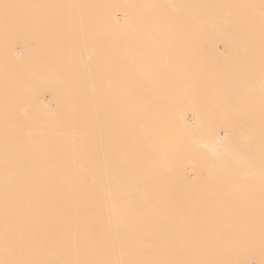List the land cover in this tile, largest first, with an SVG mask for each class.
<instances>
[{
	"label": "rangeland",
	"instance_id": "1",
	"mask_svg": "<svg viewBox=\"0 0 264 264\" xmlns=\"http://www.w3.org/2000/svg\"><path fill=\"white\" fill-rule=\"evenodd\" d=\"M256 4L261 8L258 14L264 15V0ZM121 13L117 12V19L122 18L120 21L124 22ZM41 19L33 15L0 14V24L4 26L0 25V31H7L9 39L24 38L27 30H33L32 25L7 27L11 21L22 24ZM16 45L17 53L28 61L26 53H21L20 45ZM29 61L0 62V96L9 95L10 103L29 93L24 89L29 82L21 81L28 65L38 68L35 78L42 81L39 66L43 62H33L32 57ZM108 63L105 71L90 75L89 110H67L65 114L54 110L48 116L57 120L55 126L42 123L5 129V132L24 136H55L48 145L41 146L44 155L51 158L44 162L45 170L27 168V175L20 180L24 184L6 188L53 196V206H58L53 210L60 219L56 235L47 232L44 235L46 226H42L38 241L22 242L27 251L24 256L55 258L61 264H177L178 257L171 249H150L147 241L153 239L148 226L161 222L165 228L157 229L162 234L155 238L165 241L175 234L167 231L169 223L207 224L215 241L216 226L219 231L225 223H264V180L243 179L241 174L248 172L246 164L239 171H231L237 185L246 182L243 191L235 197L212 193L219 189V184L213 179L214 171L209 169L212 158L207 152L215 149L218 153L224 152L223 158H230L238 154L235 148L245 141L254 146L261 137L264 145V62H149L160 77L157 86L146 81L147 73L139 71L141 62ZM54 67L62 69L73 65L59 62ZM149 73L151 76L152 72ZM32 76L25 75L27 79ZM39 95L48 107L54 106L49 92ZM65 95L68 99L70 93L65 92ZM223 95L228 101L224 104L225 111L219 112ZM142 97L148 99L153 124L136 121ZM97 107L102 113H94ZM170 115L187 122L185 127L169 123ZM63 119L65 123L61 124ZM177 141L184 154L174 156ZM206 141L215 142L217 146L212 149L204 144ZM26 148L18 145L17 150ZM14 164L10 166L12 172ZM260 165L264 163L261 161ZM3 178L5 183H13L11 172H0V180ZM77 205L89 207L87 225L71 222L80 211L74 208ZM98 208L109 214L115 222L113 226L101 222L100 215H96ZM118 216L124 224L122 228L116 225ZM162 216L163 219H158ZM93 227L100 233L109 231L110 235L91 237L89 230ZM32 228L35 233L38 226L30 224ZM17 229L12 225L8 231L13 234ZM138 229L142 232H135ZM125 232L133 233V241L147 242L149 250L143 249L148 255L134 250L122 256V245L125 249L131 247L123 239ZM184 236L182 227L181 235H176V243L185 248ZM100 246L106 248L107 253H102ZM211 251L216 260L218 255L214 249ZM180 261L179 264H183Z\"/></svg>",
	"mask_w": 264,
	"mask_h": 264
},
{
	"label": "bare ground",
	"instance_id": "2",
	"mask_svg": "<svg viewBox=\"0 0 264 264\" xmlns=\"http://www.w3.org/2000/svg\"><path fill=\"white\" fill-rule=\"evenodd\" d=\"M258 1L263 0H0V14L43 18L40 21H23L22 24L21 21H11L7 27L32 25L34 32L27 30L24 38L9 39L7 31H0V62H30V57L33 62H43L39 66L42 81L35 78L38 68L33 64L22 72L21 81L29 82L24 86L29 91L26 96H20L12 103L9 95L0 96V172H11L13 178V183H5L4 178L0 180V264H61L55 258L50 260L33 254L25 257L24 252L27 251L22 243L28 239L33 243L38 241L42 226H46L44 235L46 232L56 235V224L60 219L59 214L53 211L58 207L53 206V196L6 189L24 184L20 180L27 175V168L45 170L43 164L51 158L44 155L41 146L48 145L55 136H24L5 132V129L42 123L55 126L57 120L48 116L54 110L64 114L67 110H89L87 91L90 90V75L94 72L97 76L105 71L110 65L108 62H141L139 71L147 73L146 81L154 86L160 77L149 62H264V15L257 12L261 9L257 7ZM117 12H122L124 22L120 21L122 18L117 19ZM16 44L20 45L21 53H26L28 61L17 53ZM59 62L73 67L55 68ZM149 72H152L151 76ZM30 74H33L32 78L27 79L25 75ZM33 91L36 93H31ZM40 92H49L54 106L48 107L40 100ZM65 92L70 93L68 99ZM222 98L219 112L225 111L224 104L228 101L226 95ZM140 105L136 121L143 125L153 124L151 112H148V99L140 98ZM96 112L102 113L98 107ZM170 118L169 123L175 122L181 128L187 123L177 115H170ZM64 123L63 119L61 124ZM258 140L259 144L254 146L243 142L235 148L238 154L230 158H223L224 152L218 153L213 149L217 143L204 142L213 149L207 151L212 158L209 169L214 171L213 179H217L215 183L219 184V189L212 193L235 197L243 191L246 182L237 185L231 171H239L246 164L248 172L241 174L243 179L264 180V165L259 166L261 161L264 163V145L261 137ZM18 145L27 148L17 150ZM177 147L173 148V155L184 154L179 141ZM13 164L12 172L10 166ZM74 208L80 211L71 222L78 224L80 221L87 225L89 207L77 205ZM96 215H100L102 223L115 224L100 208L96 209ZM118 218L116 225L122 228L124 224ZM158 219H163V216ZM30 224L38 226L35 233ZM225 224L219 231L216 226V239L212 241L211 228L207 224L202 226L187 221L181 226L180 223H169L166 229L175 232L174 238L162 241L155 238L162 234L157 229L165 228L158 222L147 227L152 230L150 237L153 239L147 242L151 244L150 249L174 251L178 257L177 264L180 260L183 264H264V223ZM12 225L18 229L10 234L8 230ZM182 227L183 239L187 243L185 248L176 243V235H181ZM138 231L142 232L139 229L135 232ZM89 234L93 237L110 235V232L100 233L93 227ZM132 237L133 233H123V239L131 247L125 249L122 245V256H128L134 250L141 254L149 250L147 242L141 244V239L133 241ZM212 249L218 255L216 260ZM99 250L107 253L102 246Z\"/></svg>",
	"mask_w": 264,
	"mask_h": 264
}]
</instances>
